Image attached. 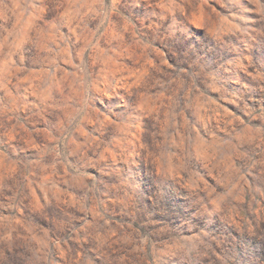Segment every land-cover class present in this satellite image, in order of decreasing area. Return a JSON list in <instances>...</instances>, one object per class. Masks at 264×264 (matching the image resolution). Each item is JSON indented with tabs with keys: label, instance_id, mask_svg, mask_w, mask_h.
<instances>
[{
	"label": "clouds",
	"instance_id": "1",
	"mask_svg": "<svg viewBox=\"0 0 264 264\" xmlns=\"http://www.w3.org/2000/svg\"><path fill=\"white\" fill-rule=\"evenodd\" d=\"M0 264H264V0H0Z\"/></svg>",
	"mask_w": 264,
	"mask_h": 264
}]
</instances>
